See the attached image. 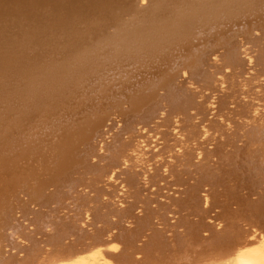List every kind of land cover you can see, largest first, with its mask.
I'll return each mask as SVG.
<instances>
[{
    "label": "bare ground",
    "instance_id": "obj_1",
    "mask_svg": "<svg viewBox=\"0 0 264 264\" xmlns=\"http://www.w3.org/2000/svg\"><path fill=\"white\" fill-rule=\"evenodd\" d=\"M0 264H264V0H0Z\"/></svg>",
    "mask_w": 264,
    "mask_h": 264
}]
</instances>
